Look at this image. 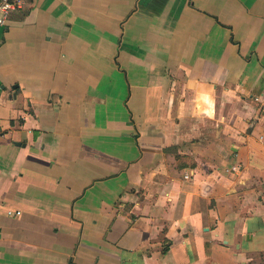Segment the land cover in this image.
<instances>
[{
  "label": "crops",
  "instance_id": "crops-1",
  "mask_svg": "<svg viewBox=\"0 0 264 264\" xmlns=\"http://www.w3.org/2000/svg\"><path fill=\"white\" fill-rule=\"evenodd\" d=\"M262 106L264 0H27L0 28V264H264Z\"/></svg>",
  "mask_w": 264,
  "mask_h": 264
},
{
  "label": "built area",
  "instance_id": "built-area-1",
  "mask_svg": "<svg viewBox=\"0 0 264 264\" xmlns=\"http://www.w3.org/2000/svg\"><path fill=\"white\" fill-rule=\"evenodd\" d=\"M26 1L27 0H0V28L5 24L11 13L22 9L25 6ZM261 108L262 110H264V106H262ZM262 138H264V134ZM185 178L188 179L189 175H185ZM7 215L19 216L20 212L8 211Z\"/></svg>",
  "mask_w": 264,
  "mask_h": 264
}]
</instances>
